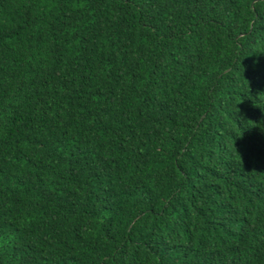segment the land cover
Listing matches in <instances>:
<instances>
[{
  "label": "trees",
  "instance_id": "trees-1",
  "mask_svg": "<svg viewBox=\"0 0 264 264\" xmlns=\"http://www.w3.org/2000/svg\"><path fill=\"white\" fill-rule=\"evenodd\" d=\"M0 264H264V0H0Z\"/></svg>",
  "mask_w": 264,
  "mask_h": 264
}]
</instances>
